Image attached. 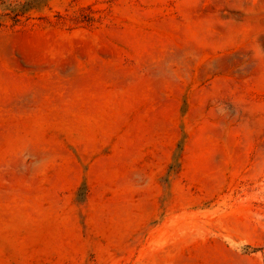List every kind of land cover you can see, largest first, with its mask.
I'll return each mask as SVG.
<instances>
[{
	"label": "rangeland",
	"instance_id": "374dc122",
	"mask_svg": "<svg viewBox=\"0 0 264 264\" xmlns=\"http://www.w3.org/2000/svg\"><path fill=\"white\" fill-rule=\"evenodd\" d=\"M264 0H0V264H264Z\"/></svg>",
	"mask_w": 264,
	"mask_h": 264
},
{
	"label": "bare ground",
	"instance_id": "6f19581e",
	"mask_svg": "<svg viewBox=\"0 0 264 264\" xmlns=\"http://www.w3.org/2000/svg\"><path fill=\"white\" fill-rule=\"evenodd\" d=\"M264 12V11H263ZM263 15H264V13H263Z\"/></svg>",
	"mask_w": 264,
	"mask_h": 264
}]
</instances>
